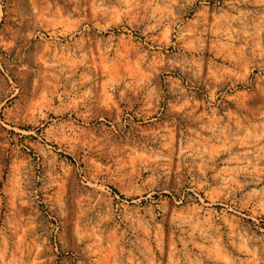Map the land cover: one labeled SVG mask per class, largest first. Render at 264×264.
Returning <instances> with one entry per match:
<instances>
[{
    "label": "rangeland",
    "instance_id": "obj_1",
    "mask_svg": "<svg viewBox=\"0 0 264 264\" xmlns=\"http://www.w3.org/2000/svg\"><path fill=\"white\" fill-rule=\"evenodd\" d=\"M0 264H264V0H0Z\"/></svg>",
    "mask_w": 264,
    "mask_h": 264
}]
</instances>
